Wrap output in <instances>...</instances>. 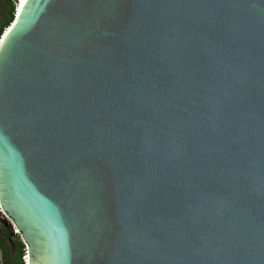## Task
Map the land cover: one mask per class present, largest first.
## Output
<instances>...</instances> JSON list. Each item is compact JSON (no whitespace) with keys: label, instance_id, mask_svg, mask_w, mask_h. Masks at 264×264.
Wrapping results in <instances>:
<instances>
[{"label":"water","instance_id":"1","mask_svg":"<svg viewBox=\"0 0 264 264\" xmlns=\"http://www.w3.org/2000/svg\"><path fill=\"white\" fill-rule=\"evenodd\" d=\"M19 16L0 207L29 264H264V0H23Z\"/></svg>","mask_w":264,"mask_h":264},{"label":"trees","instance_id":"2","mask_svg":"<svg viewBox=\"0 0 264 264\" xmlns=\"http://www.w3.org/2000/svg\"><path fill=\"white\" fill-rule=\"evenodd\" d=\"M18 0H0V38L15 20ZM0 255L2 264H25L26 245L21 235L15 234L12 225L0 221Z\"/></svg>","mask_w":264,"mask_h":264},{"label":"built area","instance_id":"3","mask_svg":"<svg viewBox=\"0 0 264 264\" xmlns=\"http://www.w3.org/2000/svg\"><path fill=\"white\" fill-rule=\"evenodd\" d=\"M19 1V0H18ZM18 1H17V3H18ZM17 3H16V6H17ZM16 10H17V7H16ZM10 28V27H9ZM9 28H7V29H9ZM7 29L5 30V32L3 33V35L1 36V38H0V47H1V43H2V40H3V37H4V35H5V33H6V31H7ZM0 213L1 214H4L6 217H8L6 214H5V212L2 210V208L0 207ZM2 216V215H1ZM9 218V217H8ZM10 219V218H9ZM2 220H4L5 222H6V220H5V218L2 216ZM11 220V219H10ZM13 223V222H12ZM13 230H14V233L15 234H19V235H21V233H20V231H19V229L16 227V225L13 223ZM22 238V237H21ZM23 240V239H22ZM24 242V241H23ZM26 245V244H25ZM24 262H25V264H29V254H28V249H27V245H26V255L24 256Z\"/></svg>","mask_w":264,"mask_h":264},{"label":"bare ground","instance_id":"4","mask_svg":"<svg viewBox=\"0 0 264 264\" xmlns=\"http://www.w3.org/2000/svg\"><path fill=\"white\" fill-rule=\"evenodd\" d=\"M22 1L23 0H19L18 3H17V6H16L17 7V10H16V13H17L16 23L10 29H7V31H6V33H5L4 37H3V40H2V43H1V47L3 46L5 40L7 39L8 35H9V33L13 30V28L17 25V23L20 20L19 12H20V5H21ZM15 18H16V14H15ZM1 47H0V49H1Z\"/></svg>","mask_w":264,"mask_h":264},{"label":"rangeland","instance_id":"5","mask_svg":"<svg viewBox=\"0 0 264 264\" xmlns=\"http://www.w3.org/2000/svg\"><path fill=\"white\" fill-rule=\"evenodd\" d=\"M1 215L5 218V220H6V222H7L8 224H10V225L13 226L12 221H11L8 217H6L4 214H1V213H0V221H1V218H2ZM2 262H3V260H2V257H1V255H0V264H2Z\"/></svg>","mask_w":264,"mask_h":264},{"label":"clouds","instance_id":"6","mask_svg":"<svg viewBox=\"0 0 264 264\" xmlns=\"http://www.w3.org/2000/svg\"><path fill=\"white\" fill-rule=\"evenodd\" d=\"M17 14V13H16Z\"/></svg>","mask_w":264,"mask_h":264}]
</instances>
